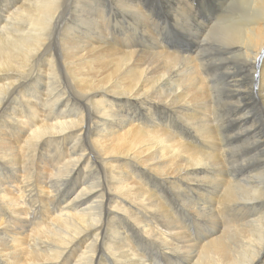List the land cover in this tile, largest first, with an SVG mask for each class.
<instances>
[{
  "label": "bare ground",
  "instance_id": "1",
  "mask_svg": "<svg viewBox=\"0 0 264 264\" xmlns=\"http://www.w3.org/2000/svg\"><path fill=\"white\" fill-rule=\"evenodd\" d=\"M151 1L168 13L141 47L105 34L106 0H2L0 264H264V172L221 167L232 134L243 152L258 148L249 162L264 160V0ZM161 22L187 47L170 29L159 41ZM216 100L229 110L214 125Z\"/></svg>",
  "mask_w": 264,
  "mask_h": 264
},
{
  "label": "rangeland",
  "instance_id": "2",
  "mask_svg": "<svg viewBox=\"0 0 264 264\" xmlns=\"http://www.w3.org/2000/svg\"><path fill=\"white\" fill-rule=\"evenodd\" d=\"M139 1L142 2V4L140 5V7L142 6L141 7V10L147 12L146 16H144V17H142L141 15H139V13H135L134 12L135 11L134 8H136V6L133 7V4H131L132 6L129 5L128 3L125 4V3L122 2V0H106V5L105 4L104 5L106 6L105 8L108 7V10H107L108 18L111 19V22H110L111 27H110V29L112 28L113 30L109 31L108 28H104L103 27V31H106L105 34L106 35H109V36L110 35H116L114 37V39H116V43H120V44L125 43L122 39H126V41H130L131 44H135V42L140 41L141 47H145V46L148 47V45H150V39L148 38V34H149L150 30H148V29L153 30L154 29L153 22L154 21L155 22H158V20L161 17L162 18H165V16L168 13V12L166 13L165 12V9L163 8V6L157 4V2H154L153 3L151 0H139ZM1 4H3L2 0H0V10H4V7H1ZM155 5L158 6V9H155V7H156ZM128 8H129V10H128ZM138 8H139V6H138ZM12 9H10V11ZM158 10H160V13H158ZM5 14H6V12H2V15H5ZM133 15H135V16H133ZM101 19L104 20V16ZM159 21H161V20H159ZM104 22H106V21L105 20L102 21L100 25L101 26L102 25L104 26ZM143 23H144V25H143ZM116 26H117V29L113 33L114 27H116ZM159 27H160L159 31H160L161 34H160V36H157L156 35V38L158 37L157 38L158 40H159L160 37L162 38L159 41H164L166 39L165 31L170 29L168 36H170L173 40H176L177 38H179L178 39L179 42H181L182 45H185V47H187V44L189 42L188 41V37L189 36L187 34H185V33H182L183 32L182 30L180 32H175L172 29L173 27H172V23L171 22H170V27H169V25H168L167 22H161V24L159 23ZM163 30H164V32H163ZM127 33H128V35H127ZM175 33H176V35H174ZM124 36H126V37H124ZM52 38L54 39V41H53V43L51 45V48H52V50L54 52V58H56V56L58 54V51H60L59 48H58V44L56 43V41L59 38H61V37H58V36H55L54 37L53 36ZM59 42H60V39H59ZM120 44L119 45H116V46L119 47ZM56 48H58V49H56ZM234 60H235V58H234ZM234 64L236 66L237 62H235ZM230 66H231V68L233 67V65H229V67ZM209 68H211V67H209ZM209 68H205V69L208 71ZM223 71H225V68L216 71L217 75H214V78H216V79L212 78L213 76H211L209 78L212 79V80H223ZM230 71H233V70L230 69ZM219 73H221V74H219ZM237 78H239V77H237ZM60 79H61L62 86L63 87L66 86V89H67L66 90L67 91V94L65 95V97H63V99L64 100H67L66 97H68L70 99V101H69V107H67L66 110H68V112H71L70 110H72V113L78 112L79 111V107H82L81 103L79 102V99L80 98L78 96H73L74 94H72V92L70 91L71 90V85H70L69 82H66L65 81L64 76L61 77ZM226 80L229 81L230 84H234L233 81H231L229 79H226ZM210 84L211 83L209 82V85ZM217 87L219 88V85H217ZM46 88H47V86H46L45 83H42L37 88V92L39 93L38 94L39 97H38L37 100H40L39 103H43L44 106H45L44 98H46V97L49 98L50 97V93L48 91V88L47 89ZM220 88L222 90L225 87L224 86L223 87L220 86ZM215 89H216V86H215L214 90ZM47 93H48L49 96L47 95ZM62 94H63V92L61 90L60 96ZM52 99L53 98H51V100L49 99L50 101L48 100L47 102L48 103L50 102V104H51L53 102ZM63 99L61 101H63ZM48 103H46V107L49 105ZM222 103L223 102H221V104H220V102L216 100V102L210 107L209 116L212 118V122H213L214 125H216L215 120H217L218 123H222L223 122V118H225L226 112L229 110V107L226 104L223 105ZM254 104H255V102L253 104H251V106L253 105L252 106L253 108H254ZM73 105H74V107H73ZM76 109H78V110H76ZM83 112H84V110H83ZM79 116H81V113H79ZM236 131H238V130H236ZM259 135L260 136L261 135L264 136V131L261 132V133H259ZM84 137L81 139V141L79 142V144L76 146L78 149H80L82 147L81 148L82 149V152L84 150L88 151L90 149V145H89L90 136H89V133L88 132L87 133H84ZM246 137H250V136L249 135H246L243 138V140ZM224 140L225 139L223 137L219 136V142L221 144L224 143L223 142ZM234 140L235 139L233 138V134H232L231 143L229 144L231 146H229V148H227V149L225 148L227 153H226V156H223V159H224V162H225L224 164H226V165L225 166H221V167H227V169H229V166H230L231 169H229V170L232 171L233 167L239 166V168H237L234 172H232V174L233 173H237L238 174L240 172H243L245 174V176L248 175L249 177L254 176L256 174V171L257 170H261L262 172H264V160L257 161V162H254V160H252L250 162L248 161V158H250L255 152L256 153L259 152L258 148L257 147H253L250 150L243 152L242 149L240 150V147H236L235 146L236 144H238L240 142L237 143V142H234ZM243 140L241 141V145L243 144ZM248 142H250V141H248ZM238 148H239V150H238ZM46 149H49V147H47ZM52 149H53V147H51L49 149V151L46 152L47 154H45V157L44 156H42V157H44V159H47L46 156L49 155V153L51 154ZM40 150H41V147H40ZM261 159H264V157L261 156ZM48 160L51 161V158H49ZM48 160H47V162H48ZM58 165H59V167L62 166V164H58ZM92 165L93 164H91L90 167L88 168V170H87L88 173L85 172V177L87 175L86 178H87L88 181L90 180L89 182H92L93 180H97L96 177L99 176V174L102 171V169L100 168L99 163L94 162V165L93 166ZM47 168H50L52 171H55L54 169L57 168V165H55L53 167H50L49 164H48V167ZM89 169L90 170L92 169V170L90 171ZM89 174H90V176H89ZM80 177L83 179V175L82 176H79L78 178H80ZM165 194L168 197V202L171 203V204L174 203L173 205H175V202H176L175 201V197L173 195H171L169 192H165ZM257 204L264 206V200H262L260 202H257ZM177 205H178L179 210L182 212L183 210L181 209V204L177 202ZM232 210H233V208H230V211H232ZM262 211L264 212V208H262ZM183 213H184V215H183ZM181 215H182L181 218L183 217L181 220L184 219L183 222H184V224H185V226H186V228L188 230V233L190 234V236H192L193 238L196 239L195 241H197L198 240V238H197L198 237V232H200L199 229H198L197 222L194 220V218L192 217V215L188 214L186 211H183ZM218 221H222V220H218Z\"/></svg>",
  "mask_w": 264,
  "mask_h": 264
}]
</instances>
